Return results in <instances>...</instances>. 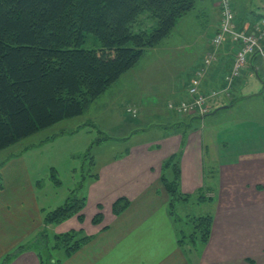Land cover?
Masks as SVG:
<instances>
[{"label": "crops", "instance_id": "0c3cea01", "mask_svg": "<svg viewBox=\"0 0 264 264\" xmlns=\"http://www.w3.org/2000/svg\"><path fill=\"white\" fill-rule=\"evenodd\" d=\"M233 3L239 30L249 33L264 19V0ZM191 16L195 20L184 26V33L207 45L197 59L183 67L189 78L182 88L171 93L167 104L191 100L192 80L203 70L205 55L214 49L209 36L216 34L221 23L218 0H199L196 8L179 20L175 31H180L178 28ZM261 47L264 49V39ZM234 50L231 40H225L215 50L214 65L201 73V90L210 97L208 115L194 114L176 121L178 114L168 106L162 113L164 123L154 125L160 134L132 144L123 157L101 165L98 177L84 185L87 204L83 222L74 216L59 225H46L47 215L56 208L49 210L38 204L27 178L13 181L6 175L9 165L22 163L23 158L6 160L0 171L4 179L0 188V264L12 254L15 255L8 264H40L34 240L44 230L50 240L54 234L70 231L83 232L90 238L64 264H264V132L260 137L262 145L254 146L251 137L256 135L255 123L242 112L250 107L246 102L264 98V55L258 52L252 56L247 74L238 78L233 87L225 88ZM249 76H255L260 84L256 92L246 89ZM156 89L155 85L142 93H155ZM213 91L218 92L215 97H211ZM122 93L127 97L126 92ZM134 104L142 107L136 98ZM262 110L258 107L257 111ZM233 111L230 119H224L228 123L225 132H217L214 124L218 115ZM178 155L181 193L195 196L204 189L206 199L200 201L215 200L211 237L197 250V257L188 255L192 251L187 254L178 243L169 212V194L160 179L162 164ZM120 199L127 200L128 206L116 214L113 206ZM99 213L103 220L94 224Z\"/></svg>", "mask_w": 264, "mask_h": 264}, {"label": "trees", "instance_id": "16d2710c", "mask_svg": "<svg viewBox=\"0 0 264 264\" xmlns=\"http://www.w3.org/2000/svg\"><path fill=\"white\" fill-rule=\"evenodd\" d=\"M198 1L0 0V151L41 130L82 116L137 65L147 49L168 37ZM90 36L95 37L99 47L84 48ZM97 177L98 174L94 178ZM180 178L178 155L162 164L160 177L169 194L174 223L178 203L206 199L204 189L197 196L182 194ZM3 185L0 172V188ZM76 195L51 211L46 225H59L74 216L83 222L87 197ZM127 206L128 201L120 199L113 210L119 214ZM102 220L99 213L93 223ZM186 221L193 231L189 235L185 231L177 233L178 243L183 246L190 240L206 245L214 216L188 217ZM52 238L48 237L45 249L38 239L34 240L40 264H64L90 239L80 231ZM50 241L53 242L49 244ZM22 249L25 246L19 250ZM49 249L61 251L63 256L55 257L53 251L47 255ZM14 255L7 256L4 264Z\"/></svg>", "mask_w": 264, "mask_h": 264}, {"label": "rangeland", "instance_id": "374dc122", "mask_svg": "<svg viewBox=\"0 0 264 264\" xmlns=\"http://www.w3.org/2000/svg\"><path fill=\"white\" fill-rule=\"evenodd\" d=\"M194 20L195 17H188L180 28L177 27L180 31L176 32L175 27L162 42L147 49L137 65L122 75L120 80L91 104L82 116L41 130L8 149L0 151V171H2L3 163L6 160L23 158L22 163L14 162L9 165L10 170L6 171V175L10 176L13 181H17L18 177L30 180L38 204L49 210L64 205L70 197L76 194V196L82 197L86 188L84 185L97 175L101 165L124 154L132 144L160 134L154 125L164 123L165 117L162 116V113H165L164 110L170 104H179H167L170 101L169 96L179 86L182 88V83L189 78V74L183 67L197 59L198 55L202 53L201 49L207 45L205 42H197L196 37H189L184 33V26ZM241 31L246 32V30ZM215 35L209 36L211 43ZM97 47H99V42L93 36H90L84 45L86 49ZM180 47L187 48V50H180ZM244 72L241 77L247 74ZM236 82H233L231 86L233 87ZM155 85L157 88L155 93L152 91L144 93L147 88ZM226 85L225 88H229ZM259 85L255 76H249L246 89L253 93L259 89ZM122 91L127 93V97L123 95ZM142 91L144 92L142 93ZM143 95L146 96L142 97ZM135 98L142 104V107L139 104H134ZM246 104L250 107H246V112L243 110L242 112L246 117H252L251 121L256 124H252L255 127L256 135L250 136L251 142L254 143V146L259 147L258 143L260 146L262 145L261 133L264 132V98L258 102L255 99L246 102ZM258 107L263 110L257 111ZM189 115L191 114L183 116L179 114L175 120L187 119ZM230 115H234V111L218 115V122L214 124L218 127L217 132H225L226 127L224 126H227L228 123H225L224 119L226 117L230 119ZM125 126H131V128L126 129ZM225 138L227 139V137ZM247 142L249 145L250 141ZM23 166H25L24 169ZM210 174L211 172L208 171L207 177L211 176ZM256 177L257 173L255 172L251 178L254 180ZM200 202L197 199L196 202H181L176 205L175 220L177 222L174 223L172 218L176 234L185 231L189 235L193 231L192 226L186 221L188 217L213 215L215 200L207 199ZM82 216L84 219L83 212ZM48 237L50 238V236ZM48 237L47 230L38 236L39 244L44 249ZM52 242L50 241L49 244ZM203 246L201 242L197 241V244H193L187 240L183 244V249L187 254L192 251V254L188 255L197 257V250ZM52 251L49 249L47 255ZM52 253L55 257L63 256L61 251L54 250Z\"/></svg>", "mask_w": 264, "mask_h": 264}, {"label": "built area", "instance_id": "2783aa9c", "mask_svg": "<svg viewBox=\"0 0 264 264\" xmlns=\"http://www.w3.org/2000/svg\"><path fill=\"white\" fill-rule=\"evenodd\" d=\"M218 2L221 8V23L218 32L212 39L214 50L205 55V69L198 73L192 80L189 87L191 100L183 101L177 105H169V109L178 115L195 114L204 117L210 113V97L201 90V73H205L206 68H209L215 63L217 58L215 50L218 49L226 39L231 40L235 49V58L233 60L231 72L226 76L227 86H231L233 82L241 77L252 56L258 52L264 55V49L261 47V41L264 39V19L260 20L254 26V31L246 33L239 30L237 26L233 0H218ZM217 94V91H213L211 97H215ZM133 113L135 114L136 111L134 110Z\"/></svg>", "mask_w": 264, "mask_h": 264}, {"label": "bare ground", "instance_id": "6f19581e", "mask_svg": "<svg viewBox=\"0 0 264 264\" xmlns=\"http://www.w3.org/2000/svg\"><path fill=\"white\" fill-rule=\"evenodd\" d=\"M160 185V184H159ZM154 191V190H153ZM168 193V192H167ZM173 199V198H172ZM180 219V218H179ZM42 233V232H41Z\"/></svg>", "mask_w": 264, "mask_h": 264}]
</instances>
